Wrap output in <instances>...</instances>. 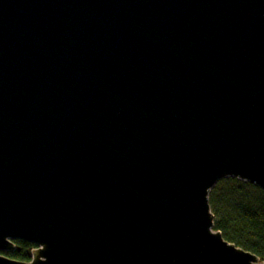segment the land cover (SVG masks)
Returning a JSON list of instances; mask_svg holds the SVG:
<instances>
[{"label": "water", "instance_id": "95a60500", "mask_svg": "<svg viewBox=\"0 0 264 264\" xmlns=\"http://www.w3.org/2000/svg\"><path fill=\"white\" fill-rule=\"evenodd\" d=\"M229 177L264 190V0H0V264H264Z\"/></svg>", "mask_w": 264, "mask_h": 264}, {"label": "trees", "instance_id": "16d2710c", "mask_svg": "<svg viewBox=\"0 0 264 264\" xmlns=\"http://www.w3.org/2000/svg\"><path fill=\"white\" fill-rule=\"evenodd\" d=\"M209 202L215 228L221 230L224 238L264 260V190L235 177L224 178L210 192ZM15 243L13 252L1 253L30 260L35 244L19 239Z\"/></svg>", "mask_w": 264, "mask_h": 264}]
</instances>
